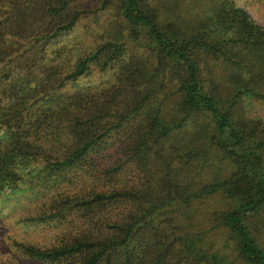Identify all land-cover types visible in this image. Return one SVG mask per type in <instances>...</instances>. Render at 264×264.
<instances>
[{"label": "trees", "instance_id": "1", "mask_svg": "<svg viewBox=\"0 0 264 264\" xmlns=\"http://www.w3.org/2000/svg\"><path fill=\"white\" fill-rule=\"evenodd\" d=\"M81 3L0 0V193L44 190V215L71 230L24 251L58 264H264V122L248 113L264 103V27L234 0L187 4L191 24L161 15L159 3L181 8L173 1L101 0L146 30L154 67L105 42L63 73L45 55ZM92 68L112 71L107 91H83ZM171 80L176 114L138 120ZM179 131L190 141H169ZM220 193L234 203H205Z\"/></svg>", "mask_w": 264, "mask_h": 264}, {"label": "rangeland", "instance_id": "2", "mask_svg": "<svg viewBox=\"0 0 264 264\" xmlns=\"http://www.w3.org/2000/svg\"><path fill=\"white\" fill-rule=\"evenodd\" d=\"M161 1L165 4L170 1L181 4V8L179 7L178 10H168L167 6L159 3L161 15L173 17L175 14L180 13L184 16L185 24H191L189 19L193 14L191 11L187 12V4L192 6V2L197 0ZM198 1L201 4L198 12L211 10L213 0ZM234 2L244 8L259 25L264 27V0H234ZM81 7L84 12L80 15L74 30L58 38V42L51 44L45 59L50 60L61 72L66 73L74 68L79 57L87 55L95 47L101 46L105 42H125L123 56L140 61L151 72L156 59L148 45V36L144 28H132L120 15H117L112 7L102 9L101 0H82ZM117 50L119 51L118 56L120 50ZM96 70L97 68H92L90 74L81 81L83 91L100 93L107 91L113 83L112 71L105 73ZM161 74L159 75L160 79L162 78ZM163 85H168V87L155 88L156 95H158L156 103L160 101L162 103L164 100V107H152L156 103L151 100V96L154 94L151 92L148 103L135 114L138 120L144 119L149 111H163L167 119H170L172 114H176L174 102H167V97H173L171 95L173 93L172 89L176 88V84L171 80L169 82L165 81ZM248 111L252 117L261 119L264 122V103L252 102L248 105ZM205 120L204 116L201 115L198 117L196 124L205 123ZM187 130L193 131L194 129L189 128ZM191 135L187 136L183 131H179L169 141L175 142V140L180 139V142L184 143L190 141ZM217 169L216 165L211 167L208 170L207 178H210L209 172L214 174ZM199 174L200 172L195 170L192 172L191 177L197 181ZM21 185L19 183L15 185L14 188L18 187L17 191L12 186H6L0 193V264H58L35 260L24 251V247L49 248L57 244L58 238L71 239L69 224L52 216L49 210L44 215L45 204L51 201L49 199L50 194L39 188L26 189ZM227 197L220 193V195H216V198L207 200L205 203L213 205L216 209L219 206H231L234 200Z\"/></svg>", "mask_w": 264, "mask_h": 264}]
</instances>
